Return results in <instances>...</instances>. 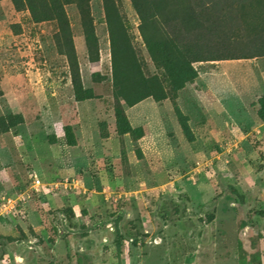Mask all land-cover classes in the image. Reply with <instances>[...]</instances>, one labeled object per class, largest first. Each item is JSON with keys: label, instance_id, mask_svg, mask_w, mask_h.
Segmentation results:
<instances>
[{"label": "rangeland", "instance_id": "obj_1", "mask_svg": "<svg viewBox=\"0 0 264 264\" xmlns=\"http://www.w3.org/2000/svg\"><path fill=\"white\" fill-rule=\"evenodd\" d=\"M59 2L81 101L57 21L0 0V264H264V0H177L204 21L186 42L215 61L175 97L123 105L122 136L105 4L160 77L140 18L130 0Z\"/></svg>", "mask_w": 264, "mask_h": 264}, {"label": "trees", "instance_id": "obj_2", "mask_svg": "<svg viewBox=\"0 0 264 264\" xmlns=\"http://www.w3.org/2000/svg\"><path fill=\"white\" fill-rule=\"evenodd\" d=\"M12 1L15 8L27 10L34 23L57 21L64 40L60 53L67 59L71 68L75 99L83 100L84 98L80 97L82 92L75 51L69 27L65 22L64 4L59 0H20L18 6L17 0ZM130 1L140 18L147 55L161 72V76L146 77L142 73L137 51L117 17L115 7L105 4L104 11L111 48L113 113L115 130L119 136L136 133V130L131 129L128 124L123 105L132 107L148 98L159 103L168 99L169 95L175 97V94L186 84L197 78L193 64L215 61V57L205 52L202 45L186 42L188 36L205 29L204 21L196 17V12L190 5L181 11L177 8V0H151L150 4L148 0ZM208 1L211 6L214 5L215 0ZM75 2L83 4V0H75ZM84 36L88 55L92 61H96L97 41L90 23L84 28ZM163 84H166L167 90ZM258 105V117L264 120V97L259 100Z\"/></svg>", "mask_w": 264, "mask_h": 264}, {"label": "built area", "instance_id": "obj_3", "mask_svg": "<svg viewBox=\"0 0 264 264\" xmlns=\"http://www.w3.org/2000/svg\"><path fill=\"white\" fill-rule=\"evenodd\" d=\"M34 184H35V185H38V184H39V182H38V181H35V182H34Z\"/></svg>", "mask_w": 264, "mask_h": 264}]
</instances>
